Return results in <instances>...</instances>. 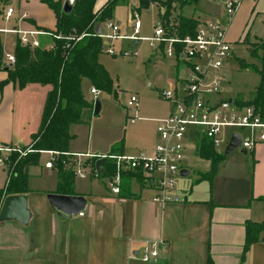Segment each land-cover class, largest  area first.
<instances>
[{
    "label": "crops",
    "instance_id": "crops-1",
    "mask_svg": "<svg viewBox=\"0 0 264 264\" xmlns=\"http://www.w3.org/2000/svg\"><path fill=\"white\" fill-rule=\"evenodd\" d=\"M16 2L15 14L27 10L26 17L20 22L21 26H38L49 30L54 28L55 14L47 3L42 0ZM63 2L64 0L62 5ZM102 2L103 0L96 2V6ZM258 13L262 24L264 0H253L249 18L253 19ZM186 16L193 17L196 24L203 21L194 14ZM244 30L241 42L254 41L261 36L249 32L248 26ZM250 35L253 39H249ZM226 37L229 39L231 34H226ZM158 47L163 52V44L160 43ZM6 77L7 69L0 66V145H26L30 143L31 134L38 127L30 131L28 120L26 123L17 121L16 83L11 80L2 82ZM172 80L168 79V84ZM236 92L242 91L237 90L230 94L228 88L223 86L219 96H234ZM86 98L90 100L87 96ZM170 107L171 102L167 110L144 116L139 115L138 109V116L130 121H152L150 127L153 136L150 142L143 145L140 142L122 143L118 148L107 152L78 151L70 148L68 151L88 152L97 156L114 152L136 153L141 149L151 148L157 141V118L166 115ZM246 150L248 149L244 148L242 152ZM250 152L255 157L252 166L255 170L253 179L258 184L249 195L240 199H227V196H223V199L213 193L208 197L194 195L188 199L183 194L178 198L180 194H177L178 199L161 205L151 198L156 189L140 179L137 173H125L121 193L115 195L108 187L109 172L100 171L99 175H90L89 178H86L87 174H74L71 192L66 193L83 194L87 202L77 213L62 216L55 212L47 198L48 192H61L58 190L57 165L45 164L49 156L36 168L44 153L50 155L47 150H43L37 161L26 166L29 173L28 189L24 192L27 194V207L30 210L29 220H0V264H126L129 250L136 253L146 240L158 238L166 240L167 248L160 250L156 259L147 264H264V231L241 255L244 222L261 220L259 213L251 207L250 199L252 198V202H264V142L257 143ZM71 153L66 155L64 162V166L69 169L75 167L77 157L88 156ZM93 156H89L91 159H87V162H93ZM104 164L111 167L109 159H105ZM44 168L53 169L54 172L43 174ZM37 171L41 174L39 177L34 176ZM8 176L9 168L0 165V206L4 195L8 194L4 190Z\"/></svg>",
    "mask_w": 264,
    "mask_h": 264
},
{
    "label": "rangeland",
    "instance_id": "rangeland-1",
    "mask_svg": "<svg viewBox=\"0 0 264 264\" xmlns=\"http://www.w3.org/2000/svg\"><path fill=\"white\" fill-rule=\"evenodd\" d=\"M16 1L13 0L12 4L15 5ZM101 1L97 0L98 3ZM136 4L137 0H119L113 7L110 19L118 23L120 33L128 34L132 20L131 6ZM252 6L253 0H240L238 8L226 29V34H231L229 39L226 37L231 52L228 60L222 63L220 72L222 75L221 87L228 88L230 94L237 90L247 92L257 82L258 75L253 65H258L259 60L249 53L251 49L249 40L241 42V35H243L246 26H248L249 32L262 35L260 14L255 15L253 19L249 18V11ZM135 10L141 24L137 41L135 42L134 39L128 37L113 38L109 40V43L116 53L112 54L104 49L98 55V60L105 66L112 79L113 89H100L98 94L94 95L90 92V87L93 86L91 81L88 78L82 80V89L85 95L90 100L97 97L100 101V108L97 113L93 112V106L83 109L81 121L70 124L71 138L68 143L70 149L107 152L118 148L122 143L140 142L143 145L145 142H150L153 136L150 127L152 121L136 119V123L130 122L127 113L133 110L126 107L129 95L133 92L138 94L139 115L143 116L165 111L170 104L169 99L161 96L160 90L167 87L168 79H175L176 61L173 57L163 54L158 47V42H156V46H153L148 39L153 35L159 20V7L156 4H150L148 7H139ZM174 13L185 16L194 14L203 21L219 19L223 23L225 19L221 0H191L180 8H175ZM13 23H9L8 26H12ZM101 24L104 32H110L104 21ZM249 39H253V36L250 35ZM41 42L52 45L51 38L47 35L41 37ZM6 49H13L10 41L6 45ZM125 50L128 53L124 54ZM184 83L182 79H178L176 86L182 88ZM48 88V84L39 82H28L23 86L16 84L18 99L15 114L17 121L19 123L25 121L26 123L28 120L30 131L39 127ZM237 130L244 134V130ZM49 156V154L44 153L36 168H39L40 164H43ZM80 158L82 164L86 166L85 169L92 167L91 160L87 162V159H91V157L82 156ZM254 161L255 157L251 154L250 149L242 152L240 147H235L224 153L216 162L210 178H202L200 172L207 170L210 162L208 159L199 156L194 148H190L184 158V165L188 172L175 177L174 192L176 191V195L180 194L178 198L182 197V194L189 199L194 195L208 197L213 193L214 196L220 195L223 199H225L223 196H227V199H240L249 195L258 184L253 179V171L255 172V170L252 166ZM48 172H54V170H45L44 168L42 173ZM138 174L139 178L142 179L141 173ZM40 175L39 171L34 174L36 177ZM86 176V178L90 177L89 172ZM260 202V200L252 202V198L250 199L251 207L259 213L262 220L264 219V202Z\"/></svg>",
    "mask_w": 264,
    "mask_h": 264
},
{
    "label": "built area",
    "instance_id": "built-area-1",
    "mask_svg": "<svg viewBox=\"0 0 264 264\" xmlns=\"http://www.w3.org/2000/svg\"><path fill=\"white\" fill-rule=\"evenodd\" d=\"M73 3L74 0H68ZM240 0H221L225 14L223 23L219 19H207L196 24L192 35L185 34L179 37L167 34L164 25L157 22L153 35L148 37L151 45L156 42L163 44V52L176 61V76L167 87L161 88L162 97L171 102L170 111L157 118V141L148 149H141L136 153L114 152L92 155L86 153L64 152L67 154H85L96 158L105 156L111 161L112 170L108 174L109 190L117 195L121 190L123 175L127 172L141 173L142 180L156 189L152 200L163 205L174 200L175 177L184 165V158L190 148H196L202 137L210 140L216 150H221L230 134L236 132L240 137V146L252 149L257 143L264 142V120L259 117L252 105L239 106L233 96H219L221 91L222 75L220 68L229 58L231 47L226 39V29ZM15 5L6 3L0 8V66L12 67L16 56L12 50L6 49L10 41L14 47L17 42L31 48L42 45L41 37L51 36V30L38 26L23 27L20 22L27 12L15 14ZM131 28L128 34L120 33L118 23L110 18L104 20L110 32L98 33L105 38L106 51L115 54V49L109 40L119 37L131 39L139 38L140 20L137 11L131 9ZM14 22L12 26L9 23ZM50 47L51 44H43ZM109 45V46H108ZM124 54L128 53L126 50ZM182 79L185 83L182 88L176 86V81ZM99 88L90 87V92L97 95ZM230 98V100H229ZM126 107L132 112L127 113L130 121L138 116L139 96L133 92L126 101ZM237 129L244 130L241 134ZM30 148L21 146L0 145V165L9 166L10 154L14 151L19 156ZM50 158L45 164L51 166L57 158L56 151L47 150ZM66 161L63 159V164ZM80 158L75 159L73 173L84 176L99 175L100 171L92 164L85 169ZM9 168V167H8ZM82 214V211H80ZM167 248L164 238L146 240L135 253L129 250L126 255V264H147L155 260L160 250Z\"/></svg>",
    "mask_w": 264,
    "mask_h": 264
},
{
    "label": "trees",
    "instance_id": "trees-1",
    "mask_svg": "<svg viewBox=\"0 0 264 264\" xmlns=\"http://www.w3.org/2000/svg\"><path fill=\"white\" fill-rule=\"evenodd\" d=\"M53 9L55 26L51 29L52 45L45 47H29L19 42L13 47L16 61L7 69V77L2 81H13L19 86L28 82L48 84L38 129L31 134L30 150L24 155L17 151L10 154L9 176L5 182L6 193L24 192L28 189V171L26 166L37 161L43 150L58 152L54 163L57 165L59 180L58 190L71 192L73 169L66 168L63 159L68 151L71 138L69 126L81 121L82 110L93 106L94 100H88L82 89L83 78H88L91 84L99 89L112 90V79L105 66L98 60V55L106 46L105 38L99 35L94 27L96 22L109 19L113 7L119 0H103L96 6L97 0H74L69 12H65L61 0H42ZM191 0H137L132 10L156 4L159 7V20L167 30V34L182 37L192 35L196 20L191 16L174 13L173 10ZM11 0H0V8ZM263 32L260 38L249 41V53L259 60L253 65L258 75L254 87L247 92H236L234 102L239 105L250 104L259 117L264 120V16ZM49 30V29H47ZM195 152L209 160L207 170L200 172V177L210 178L216 162L224 154L216 150L209 139L202 137L196 145ZM93 158V164L95 163ZM112 166H102V171L111 173ZM139 175V174H138ZM122 189V188H121ZM121 193V190L120 192ZM264 231V219L246 220L244 222V241L242 253L248 245L260 237Z\"/></svg>",
    "mask_w": 264,
    "mask_h": 264
},
{
    "label": "water",
    "instance_id": "water-1",
    "mask_svg": "<svg viewBox=\"0 0 264 264\" xmlns=\"http://www.w3.org/2000/svg\"><path fill=\"white\" fill-rule=\"evenodd\" d=\"M62 7L65 12H69L72 8V4L69 3L68 0H64ZM94 29L97 33L102 32L99 21L96 22ZM5 68L8 67L6 66ZM99 108L100 101L96 97L93 101V112L97 113ZM235 147H241V151H244V148L240 146L239 135L236 132H232L222 151L223 153H226ZM105 159V156L96 158L95 166L99 171H102ZM187 172L188 170L185 167L179 170L180 175H184ZM47 198L55 212L62 216H70L71 214L77 213L80 209L85 207L87 202L86 197L80 193L51 191L47 193ZM29 217L30 210L27 207V194L25 192H15L4 195L0 206V220L14 218L21 222H27Z\"/></svg>",
    "mask_w": 264,
    "mask_h": 264
}]
</instances>
